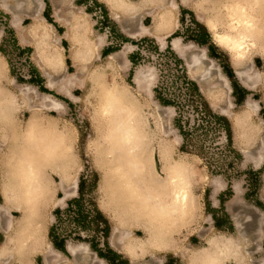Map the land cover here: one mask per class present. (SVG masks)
Returning a JSON list of instances; mask_svg holds the SVG:
<instances>
[{
	"label": "clouds",
	"instance_id": "obj_1",
	"mask_svg": "<svg viewBox=\"0 0 264 264\" xmlns=\"http://www.w3.org/2000/svg\"><path fill=\"white\" fill-rule=\"evenodd\" d=\"M199 26L206 42L190 38ZM9 33L31 51L13 58ZM213 48L246 90L241 103ZM162 86L180 99L162 103ZM205 104L231 138L219 127L182 151L181 127L200 130ZM229 150L236 159L218 169ZM249 172L264 180V0H0V264H53V252L111 264L105 248L127 264H264V208L255 228L251 215L217 226L209 210L225 192L246 198ZM73 200L102 214L107 235L103 221L68 222Z\"/></svg>",
	"mask_w": 264,
	"mask_h": 264
},
{
	"label": "rangeland",
	"instance_id": "obj_2",
	"mask_svg": "<svg viewBox=\"0 0 264 264\" xmlns=\"http://www.w3.org/2000/svg\"><path fill=\"white\" fill-rule=\"evenodd\" d=\"M78 2L84 3V2H86V0H78ZM89 11H92V9L90 8ZM45 15L49 16V19H50V12H46ZM105 15H106V13H105ZM26 23H27V21H26ZM102 24L108 25V24H110V22L105 17V19L102 21ZM131 27H132V25H127L126 29L128 30ZM60 31L62 32L63 29H60ZM113 35H114V43L116 45H119L120 42L124 39V37L120 36L119 30L116 29L114 26H113ZM190 38H194V39L199 40L201 42H206V40H207V38L205 37V35L203 33V29H201V28L199 31H195V32L191 33ZM148 43H150V42H146V45ZM65 46H66V42H65ZM4 50H6L10 55H12L13 58L24 55L25 52H27V51H31L30 49H28V50L27 49H25V50L17 49L16 48V40L11 33H9V36L5 41ZM112 50L113 49H106L105 54H107L108 52H110ZM210 55L217 57L219 59V61L221 63H223L224 71L228 74L229 78L232 79L233 87L235 89L234 95H236V97H237V103H241L243 101L244 97L246 96L247 92L236 81V79L234 77V73L232 72L231 67L227 63V57H224L222 54L218 53L215 48L210 50ZM132 58L136 61L139 60V57L135 56V55ZM176 63H177V61H176ZM260 63L261 62H260L259 58H257L256 59L257 66H259ZM70 71H71V69H70ZM200 71L201 70L197 68L194 71L195 73L193 72V74L195 75L197 72H200ZM31 76H32V81H30L31 83H36V84L42 85L43 81L41 80V78L39 77V74L36 72L35 69L31 70ZM176 78L178 80H180V79L183 80V78L179 75ZM183 87H185L187 89V93H188L187 97L185 99L187 100V102L190 103L192 97L195 96V93L192 92V90H189L185 83H183ZM41 90L46 91V89H43V88H41ZM157 94H158V98H161L163 100H168L170 102V104L175 103L177 100L180 99L179 97L173 96L171 94V90L168 86H162L161 89L157 90ZM203 122H204L203 127L196 132H192V135H190L192 140L195 142V144H196L195 146L197 148H199L198 146L200 145L204 135H206L209 132L214 131L216 128L223 127V126H220L219 124H216L214 122V120L204 118V117H203ZM175 123L177 126V121ZM228 159H236L235 154L232 153L230 150L226 151L224 153L223 157L220 160L215 162V166L220 170L226 169ZM247 177H248V183H247L248 191H247V197L246 198H241V197L235 196L231 200L227 201L224 206L221 204V206L218 210L209 209L211 211L217 212V216H216L217 226H223L225 223H227L229 216H232L236 220H243V219H246L250 215L253 216V222H252V224L249 225V227L255 228L257 226V221L255 219L256 208H257V206L259 208H264V203H263V205L258 204L257 197L259 198V192L261 190L262 185H264V182L261 183V179H260V176L258 173L249 172L247 174ZM88 187H89V184L84 183L83 192H87ZM262 190L264 192V187ZM228 196H229V192H225V193H223V195H221V198L227 199ZM261 197L263 198V201H264V194ZM84 203L86 205L87 201L85 200ZM73 216L74 215L72 212L68 213V215H67L68 222L72 223L71 220H72ZM91 220L92 219L90 218V221ZM99 222H101V219L97 220V222H96V220L91 221L89 223L88 228L89 229H95L96 225H98ZM259 227L261 229H264V212H260V214H259ZM61 232H63V230H61ZM261 235H264V232H262ZM192 239H193V242L195 243L196 238L193 237ZM102 251L105 254H107L108 256H110L108 253V251H109L108 249L105 248V249H102ZM96 255H97V253H93L94 259L92 260V264H98V260L95 258ZM40 259L41 258L38 257V262L40 261ZM100 259H102V258H100ZM115 264H127V262L121 261L120 259H118L115 262ZM170 264H172L171 260H170Z\"/></svg>",
	"mask_w": 264,
	"mask_h": 264
},
{
	"label": "trees",
	"instance_id": "obj_3",
	"mask_svg": "<svg viewBox=\"0 0 264 264\" xmlns=\"http://www.w3.org/2000/svg\"><path fill=\"white\" fill-rule=\"evenodd\" d=\"M201 28V26H199ZM203 29V28H201ZM203 33L205 35V37L207 38V33L204 31L203 29ZM177 63H179V61H177ZM183 78V77H182ZM183 81L184 83L187 85L188 89L189 90H192V92L195 93V96L192 97L191 101L193 99H195L196 101H199L200 100V97H199V94H198V87L196 85V83L194 82H191V81H188L187 79L183 78ZM161 100L162 103L164 104H170V102L168 100H163L161 98H159ZM201 109H202V116L204 118H208V119H212L214 120V122L216 124H219L220 126H223V127H227L228 130H229V137L231 138V131H230V126H229V122L226 120V118H216V117H213L211 116V112L210 110L208 109V106L207 104H205L204 106L201 105ZM177 126L178 127H181V123H180V120L177 119ZM181 132L182 134L185 136V140H186V145L182 146V151H185L187 150V146H190L193 148V150H198L199 148H197L195 145V142L192 140V138L190 137V135H192V132H196V131H192V132H185L183 130V128L181 127ZM199 147V146H198ZM83 187H84V183H82V186H81V192H83ZM232 193L229 192V196L228 197H231ZM221 200L223 201V199L221 198ZM85 200H73V201H70V205H69V209H68V213L69 212H72L73 213V217H72V223L77 225V226H83L85 228H88L89 227V223L91 221H95L97 222V220L101 219V221H103V223L106 225L104 231H105V234L107 235V232H108V228H107V221L104 220L102 214H99L97 213V216H94V214L90 213L88 207H86L85 205ZM57 214H59V210H57ZM90 218L92 219L90 221ZM99 225V224H98ZM62 229H58L56 231V234H55V231L53 230V232L50 233V235L53 236L54 238V243L60 247L61 249L63 248V244H62V240L65 238V232H61ZM95 247V244L93 245ZM99 254H100V258L104 259V258H107L108 260H110L111 264H115V262L120 259L115 253H113L112 251H108L109 255L108 256L107 254H105L102 249L98 250Z\"/></svg>",
	"mask_w": 264,
	"mask_h": 264
},
{
	"label": "crops",
	"instance_id": "obj_4",
	"mask_svg": "<svg viewBox=\"0 0 264 264\" xmlns=\"http://www.w3.org/2000/svg\"><path fill=\"white\" fill-rule=\"evenodd\" d=\"M122 27H127V25H122ZM201 28H203V26H201ZM127 30V29H126ZM204 31L206 32V30L204 29ZM262 182H264V180H261V183ZM263 187H261V190H260V192H259V198L257 197V201H258V204L259 205H263V203H261L262 201H263V198L261 197L263 194H264V192H263ZM222 195H223V193H222ZM232 198H234V196H231V197H228L227 199H223V201L221 202V204L224 206L225 205V203L227 202V201H229V200H231Z\"/></svg>",
	"mask_w": 264,
	"mask_h": 264
},
{
	"label": "bare ground",
	"instance_id": "obj_5",
	"mask_svg": "<svg viewBox=\"0 0 264 264\" xmlns=\"http://www.w3.org/2000/svg\"><path fill=\"white\" fill-rule=\"evenodd\" d=\"M197 68L200 69L199 67L193 65V72H194ZM198 71H199V70H198ZM194 73H195V72H194ZM243 78H244V77L242 76V79H243ZM53 257H54V259H53V264H61V257L59 256L58 253L53 252Z\"/></svg>",
	"mask_w": 264,
	"mask_h": 264
}]
</instances>
